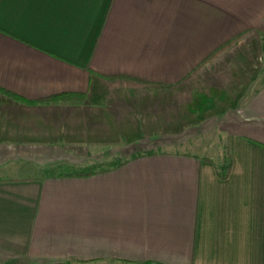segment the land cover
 Masks as SVG:
<instances>
[{"label": "crops", "instance_id": "obj_1", "mask_svg": "<svg viewBox=\"0 0 264 264\" xmlns=\"http://www.w3.org/2000/svg\"><path fill=\"white\" fill-rule=\"evenodd\" d=\"M263 37L264 0H0V264H264ZM209 134L225 179L158 148Z\"/></svg>", "mask_w": 264, "mask_h": 264}, {"label": "trees", "instance_id": "obj_2", "mask_svg": "<svg viewBox=\"0 0 264 264\" xmlns=\"http://www.w3.org/2000/svg\"><path fill=\"white\" fill-rule=\"evenodd\" d=\"M28 103L35 104L37 102L28 101ZM154 150H140L135 151L133 153L127 154L125 156L120 155H112L107 159L101 161H87L80 165H64L63 170L57 171L55 176H76V177H86L96 173H101L104 171H108L110 169H114L125 162H128L132 159L152 155L154 154ZM208 159V158H207ZM215 174L219 179H225L228 175L230 169V160L227 156L225 146L223 148V153L218 159V161L213 162Z\"/></svg>", "mask_w": 264, "mask_h": 264}, {"label": "rangeland", "instance_id": "obj_3", "mask_svg": "<svg viewBox=\"0 0 264 264\" xmlns=\"http://www.w3.org/2000/svg\"><path fill=\"white\" fill-rule=\"evenodd\" d=\"M264 37L262 38V41L259 43V49L261 50V58H263L262 54L264 53ZM264 61V59H262ZM207 138L210 140L207 141V139H204L205 137H200V138H195L191 140L187 145L181 146L179 148H174V147H165V146H160V148L163 151L166 150H186L189 152H193L198 156H207L208 158H213L217 159L219 153L222 155L223 153V138L222 135H218V138L215 142L214 138H210V134L206 135ZM159 149V150H160ZM218 161V160H215ZM65 169L63 165L58 166V167H45L43 169L39 170H31L27 171L26 173L23 172V175H33V176H39V175H45V174H54L57 171Z\"/></svg>", "mask_w": 264, "mask_h": 264}]
</instances>
